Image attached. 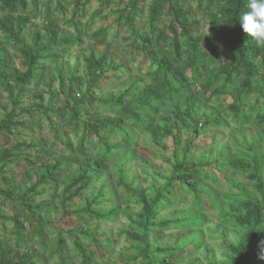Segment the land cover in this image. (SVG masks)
I'll return each instance as SVG.
<instances>
[{"label":"trees","instance_id":"1","mask_svg":"<svg viewBox=\"0 0 264 264\" xmlns=\"http://www.w3.org/2000/svg\"><path fill=\"white\" fill-rule=\"evenodd\" d=\"M115 1L97 0L99 9L88 17L93 0H0V90L7 92L13 104L0 120V135L26 128L21 115L49 132L45 139L0 150V175L5 183L0 203L9 202L15 210L12 215L0 212V218L12 224V231L0 239V264H40L49 245L53 247L47 259L56 258V264H102L88 244L109 251L110 240L101 243L97 228L71 229L69 245L68 237L55 232L50 214L57 207L64 215L73 214L69 207L74 199L84 198L95 187L97 195L81 209L86 218L75 213L76 218L83 224L92 218H116L117 206L104 210L103 199L107 196L111 202L115 194L107 187L109 177L105 178L110 170L117 172L126 203L137 206L134 210L127 205L123 211L130 228L121 235L132 243L123 256L125 264L178 263L179 259L174 260L182 246L162 247L153 236L172 227L195 228L192 241L199 245L207 221L206 201L238 233L235 241L224 246L226 264H264L257 257V246L264 241V49L241 27L239 18L248 10V0H197L194 9L188 0L148 4L147 0H126L101 17L107 20L113 15L112 23L94 29L97 16ZM37 19H42L41 25ZM116 27L120 29L114 35ZM119 38L125 42L124 57L131 53L133 61L138 60V71L148 64L145 75L121 91L99 95L97 90L107 77L120 71L121 79L130 71L127 64L116 63L110 50ZM87 39L92 42L79 56L82 74L78 75L76 61L65 76L69 66L64 57ZM7 46L21 55L19 65ZM48 62L55 68L46 77ZM57 77L68 95L59 105L54 103L53 91ZM41 85L46 89L37 91ZM27 95L33 102L20 107ZM231 124L242 137L246 126L252 128L251 142L239 145L233 137L241 149H218L216 155L195 147L203 130L218 131ZM143 135L147 137L144 145L154 150L150 153L170 154L164 157L168 172L158 174L163 183L151 182L146 188L136 183L130 166L137 158L149 162L138 147ZM15 163L25 165L22 183L9 174ZM214 167L230 176L227 193L219 189L220 174L208 172ZM235 175L248 182H239ZM43 186L50 191H37ZM179 191L191 196L194 207L184 211L185 217L160 220V211ZM42 194L47 199L38 202ZM48 231L54 232L51 241Z\"/></svg>","mask_w":264,"mask_h":264},{"label":"rangeland","instance_id":"2","mask_svg":"<svg viewBox=\"0 0 264 264\" xmlns=\"http://www.w3.org/2000/svg\"><path fill=\"white\" fill-rule=\"evenodd\" d=\"M46 0H41L44 2ZM151 0H147L146 4ZM116 0L110 8L102 11V14L97 16V19L94 23V29L99 28L100 26L108 25L112 23L114 16L112 15L107 20H102V18L109 14L111 10H115L118 8L121 3L125 4L124 2ZM189 6L193 9L197 6V0H188ZM97 0H93L91 7L88 10V17L91 13L95 12L98 8ZM102 17V18H101ZM39 25L42 23V19L36 20ZM86 19H84V23ZM202 28L205 29L204 23L201 22ZM65 28V26H64ZM61 29V28H60ZM119 27L114 28L113 34L119 33ZM32 28L30 29V31ZM65 30L69 33H72L70 28H65ZM207 30V29H206ZM122 34H120L121 36ZM1 37V36H0ZM91 40H86L85 43L78 47L75 51H72L70 55H66L64 59L67 60L65 65L69 68L65 69V76L69 74L68 69L73 70L74 63L79 61V73L81 75L83 72V62L82 59H79L81 52H87L86 47L87 45L91 44ZM125 46V42L121 41L119 38L118 42L113 43L111 47V52L114 54V59L116 63L120 64H127L128 69L130 70L124 76V78L119 79L120 71L115 72V76L107 77L106 80L101 85L100 89L97 90V93L101 95L104 92H118L126 87H129L132 83L131 81L134 78H143L145 75L146 67L148 64L145 65V70L143 72L138 71L137 67L138 60L133 61V55H130L125 58L123 54L122 48ZM8 53L14 59L17 65L21 62V55H17L15 49L12 46H7ZM98 49H101L97 46ZM63 61V58H61ZM48 70L46 72V77H49L53 74L55 66L51 65L50 62L47 63ZM61 80L59 77L55 79L53 91H54V103L59 105L61 102L68 98L66 92L62 90L60 86ZM68 84V82H66ZM46 89L43 85L39 86L37 91H42ZM36 91V90H34ZM232 101L231 97L226 98V103H230ZM33 102V98L29 97L28 95L23 98V101L20 107L25 106ZM47 100L45 99V104ZM216 105V104H215ZM13 104L8 97L7 92L0 90V120L4 117V112L11 110ZM99 110L103 111L102 108ZM39 115V112L36 113ZM107 115V113H105ZM209 116H206V119ZM19 120H25L27 122V127L23 129L17 130L13 135L8 134H1L0 135V150H3L6 147L11 145L17 144L18 142L27 141V142H36L40 139H45V135L48 132L45 126H41L40 128L37 127L35 124H30V119L27 116H19ZM37 121V119H36ZM35 121V122H36ZM226 123V121H224ZM235 125L231 124L227 127V129H219L218 131L215 130H203L201 134L196 137L194 145L195 147L205 154H209L212 151L213 155H216V151L218 149L224 148H231L233 151H236V148L241 149V147H236L233 142V137L237 139L239 145H247V143L251 142V136L255 135V131L246 126L245 128V136L242 137L241 134L237 133L235 130ZM70 132V129L68 130ZM54 133V132H53ZM51 134V138L54 137V134ZM54 139V138H53ZM147 139L145 135L141 136L138 140L139 144V151L140 155H143L149 162H144L142 159L137 158L133 161L131 166V175H134L136 178V183L140 184L143 188H146L150 185L151 182H155L157 185H160L161 182L158 174L159 173H167L169 164L166 162L165 158L169 157V153H159L155 152L154 154L150 153V151H154L153 149L144 145V141ZM168 145L172 149V142L169 141ZM61 149L56 148L55 152H60ZM165 157V158H164ZM25 165L24 163H15L10 169L9 174L14 173L16 175L17 183H22L23 173H24ZM229 170V175L231 170ZM208 172L211 174H220V178L222 183L219 187L222 193H227L230 190V183L227 181L228 177L222 173H219V170L214 167L213 169L208 168ZM109 177V184L108 188L111 191H114L115 194L111 197V202H109L108 197L106 196L103 200L106 202L104 210H109L110 208L117 206L120 210L118 216L116 218L105 220L101 219L99 221L95 220V218L90 219L86 224L79 222L76 218V214L82 216V218H86V214L81 210L87 202V199L93 198V196L97 195L98 190L95 187H92L89 192L86 193L84 198L76 197L74 201L70 204L69 210L73 212L71 215H64L63 210L59 207L57 209H53L51 211V219L53 220V225L55 227V232L59 234L61 238L68 237L69 245H72L71 239L69 238L68 230L74 229L77 231L82 232L85 228L88 229H98L99 233V241L101 243H105L107 240H110V248L109 251L105 250L100 246L90 245L88 244L91 250L96 251V257L103 261L102 264H125L124 263V255L125 251L128 247L131 246V241H128L125 236L121 235V231L130 228L129 220L123 214L124 209L127 205H130L134 210L137 209L135 203H126L127 194L123 187H120L117 183V172L116 170H110L106 176ZM236 180L239 182L247 183L248 180L241 176H234ZM32 183L36 181V176L32 178ZM210 183V182H209ZM29 185V184H28ZM26 184V186H28ZM215 186L214 184H210ZM5 183L0 175V188L4 187ZM97 187H102V185H96ZM50 191L49 186L39 187L37 191ZM61 190V189H60ZM59 190V191H60ZM234 191H238L237 188L233 189ZM60 193V192H59ZM186 192L179 191L177 193L176 199L169 198L171 204H166L165 207L160 211L159 219H167V218H174L176 216L185 217L184 211H189L194 207V202L189 194ZM47 199V195H40L38 197V202ZM2 200V199H1ZM3 201V200H2ZM56 202V201H55ZM205 206L208 207L205 215L207 218L206 224L202 227V242L198 245L192 241V238L196 232L195 228L191 229H179V228H170L164 231H158L154 236V241L157 245L162 247H169V246H182L180 250H178L179 257H175L179 259L178 263L176 264H226V256H225V248L224 246L229 243L230 241H235L237 238V230L229 223L221 220L219 218V213L215 211L210 204L208 205V201L205 202ZM95 209H99L96 205ZM4 212L7 215H12L15 213L13 206L9 202L0 203V212ZM79 211V212H78ZM29 228L27 227V230ZM12 231V224L9 222H4L2 218H0V239L6 238V236ZM54 232L48 231L46 236L49 238V241L52 240ZM53 246L47 247L45 256L42 257L40 264H56V258L47 259L48 256L51 254V248Z\"/></svg>","mask_w":264,"mask_h":264},{"label":"clouds","instance_id":"3","mask_svg":"<svg viewBox=\"0 0 264 264\" xmlns=\"http://www.w3.org/2000/svg\"><path fill=\"white\" fill-rule=\"evenodd\" d=\"M247 8L239 18L242 30L258 48L264 49V0H248ZM257 247L258 259L264 260V241Z\"/></svg>","mask_w":264,"mask_h":264}]
</instances>
